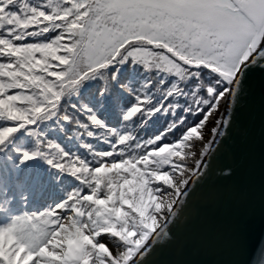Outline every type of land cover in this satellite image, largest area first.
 Segmentation results:
<instances>
[{
	"label": "snow or ice",
	"instance_id": "1",
	"mask_svg": "<svg viewBox=\"0 0 264 264\" xmlns=\"http://www.w3.org/2000/svg\"><path fill=\"white\" fill-rule=\"evenodd\" d=\"M0 264H264V0H0Z\"/></svg>",
	"mask_w": 264,
	"mask_h": 264
},
{
	"label": "water",
	"instance_id": "2",
	"mask_svg": "<svg viewBox=\"0 0 264 264\" xmlns=\"http://www.w3.org/2000/svg\"><path fill=\"white\" fill-rule=\"evenodd\" d=\"M256 153H257V159L259 154V142L257 139V145H256ZM236 212V209L234 207H231L229 205H220L218 207L210 209V215L212 220L221 225L226 227L231 218L233 217L234 213ZM261 233V227L259 219L256 218L251 222L250 230L247 233V241L249 244H254L259 239Z\"/></svg>",
	"mask_w": 264,
	"mask_h": 264
}]
</instances>
